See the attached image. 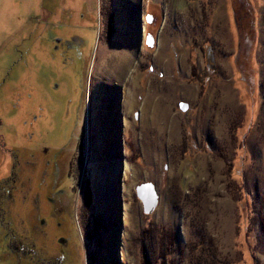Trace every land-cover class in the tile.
Masks as SVG:
<instances>
[{"label": "rangeland", "instance_id": "obj_1", "mask_svg": "<svg viewBox=\"0 0 264 264\" xmlns=\"http://www.w3.org/2000/svg\"><path fill=\"white\" fill-rule=\"evenodd\" d=\"M0 264H264V0H0Z\"/></svg>", "mask_w": 264, "mask_h": 264}, {"label": "water", "instance_id": "obj_2", "mask_svg": "<svg viewBox=\"0 0 264 264\" xmlns=\"http://www.w3.org/2000/svg\"><path fill=\"white\" fill-rule=\"evenodd\" d=\"M153 193L151 186L145 185L143 187L142 185V188L139 187V189H137V196L143 201L145 211L150 210L156 204ZM148 198L151 200H148Z\"/></svg>", "mask_w": 264, "mask_h": 264}, {"label": "flooded vegetation", "instance_id": "obj_3", "mask_svg": "<svg viewBox=\"0 0 264 264\" xmlns=\"http://www.w3.org/2000/svg\"><path fill=\"white\" fill-rule=\"evenodd\" d=\"M117 20H119V19H117ZM212 54H213V48H211L210 47V50H209ZM209 54V53H207L208 55H212V54ZM213 56V55H212ZM212 65V64H211ZM213 67V66H212ZM83 130H84V127H82V129H81V132H79L78 134H80L81 135V137H83ZM80 137V138H81ZM77 138H78V135H77ZM80 138H79V141L76 143V144H78V145H80V144H83V142H81L80 141ZM75 142V141H74ZM121 165H122V163H121Z\"/></svg>", "mask_w": 264, "mask_h": 264}, {"label": "trees", "instance_id": "obj_4", "mask_svg": "<svg viewBox=\"0 0 264 264\" xmlns=\"http://www.w3.org/2000/svg\"><path fill=\"white\" fill-rule=\"evenodd\" d=\"M192 75L195 77V76H200L199 73H198V69L196 67H194L192 70Z\"/></svg>", "mask_w": 264, "mask_h": 264}]
</instances>
